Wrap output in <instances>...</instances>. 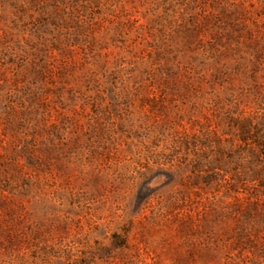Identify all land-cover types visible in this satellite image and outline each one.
I'll use <instances>...</instances> for the list:
<instances>
[{"label":"rangeland","instance_id":"obj_1","mask_svg":"<svg viewBox=\"0 0 264 264\" xmlns=\"http://www.w3.org/2000/svg\"><path fill=\"white\" fill-rule=\"evenodd\" d=\"M0 264H264V0H0Z\"/></svg>","mask_w":264,"mask_h":264}]
</instances>
